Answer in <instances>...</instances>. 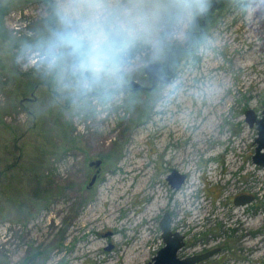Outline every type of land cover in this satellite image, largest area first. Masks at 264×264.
<instances>
[{
    "label": "rangeland",
    "instance_id": "374dc122",
    "mask_svg": "<svg viewBox=\"0 0 264 264\" xmlns=\"http://www.w3.org/2000/svg\"><path fill=\"white\" fill-rule=\"evenodd\" d=\"M245 4L106 0L108 42L126 35L124 76L92 95L25 56L62 28L50 5L0 0V264H146L165 244L166 211L185 235L179 256L217 248L197 264H264V166L245 120L264 109V10ZM182 46L174 77L131 88L152 86L145 65ZM174 168L187 174L179 188Z\"/></svg>",
    "mask_w": 264,
    "mask_h": 264
},
{
    "label": "clouds",
    "instance_id": "9594fccd",
    "mask_svg": "<svg viewBox=\"0 0 264 264\" xmlns=\"http://www.w3.org/2000/svg\"><path fill=\"white\" fill-rule=\"evenodd\" d=\"M244 6L264 10V0H246ZM107 12L106 0H60L57 15L62 28L35 51L28 50L26 58L38 69L69 70L85 90L120 82L125 68L123 50L107 40Z\"/></svg>",
    "mask_w": 264,
    "mask_h": 264
},
{
    "label": "water",
    "instance_id": "95a60500",
    "mask_svg": "<svg viewBox=\"0 0 264 264\" xmlns=\"http://www.w3.org/2000/svg\"><path fill=\"white\" fill-rule=\"evenodd\" d=\"M205 22V21H204ZM109 42L114 48L124 46L126 41V35L123 31H112L109 34ZM162 62L159 60H153L145 65L144 71L147 75L152 77V86H146L142 82L132 79L129 81V85L134 91L153 88L158 77V73L161 71ZM165 79H168L166 77ZM99 92V93H98ZM88 94L96 95L101 94V91L92 90ZM24 100V99H23ZM245 120L250 126L256 124L257 134L254 137L253 143H255L254 152L251 155L252 161L256 164L264 166V109L261 116H256L255 111L252 108L245 110ZM101 158L90 161L91 166H96V172L94 173L90 185H93L97 180L101 172ZM187 177L186 173L180 172L174 168L168 175V179L173 187L179 188ZM253 199L251 194H237L233 197V200L237 204H243L250 202ZM162 235L165 244L158 250L157 254L153 256L152 260L146 264H197L209 256H211L218 249L213 248L206 252L196 253L189 256H179V250L185 245V235L180 231H173L171 216L166 211L161 220Z\"/></svg>",
    "mask_w": 264,
    "mask_h": 264
},
{
    "label": "flooded vegetation",
    "instance_id": "af4514ba",
    "mask_svg": "<svg viewBox=\"0 0 264 264\" xmlns=\"http://www.w3.org/2000/svg\"><path fill=\"white\" fill-rule=\"evenodd\" d=\"M200 23H201V21H200ZM197 26H199V22L196 24ZM199 31H201L200 29H199ZM111 33V32H110ZM205 33H206V30H204V31H202L201 32V34L200 35H205ZM188 34V33H187ZM189 36H190V40H189V45L188 46H190V44L191 43H193L195 40V37H197L198 36V33H196V31L195 32H193V33H189ZM125 45V44H124ZM184 47H187V46H184ZM183 46H182V48H183V50H179V49H177V50H175V51H177V52H180V55L174 60V61H172L173 59H172V53H174L172 50L170 51V49L168 48V51H167V57H165L164 59H162L161 60V62H162V67H161V71L158 73V77H159V79H157L156 80V82L155 83H157V82H159V81H162V80H164L166 77H168V79H165V80H170L172 77H174L175 75H176V73H177V71H176V64L183 58V56H182V53H184V51H185V48H184ZM175 63V64H174ZM146 74V73H145ZM147 75V74H146ZM148 76V78L151 80V82H152V77L151 76H149V75H147ZM164 80V81H165ZM152 84H153V82H152ZM115 87V88H114ZM113 88V90L112 91H114L115 89H118L119 87H117V86H114ZM92 90H96V91H101V94L102 93H106V92H110L111 91V89L109 90L108 88H103L102 90H97V89H92ZM87 92H89V91H87ZM99 93V92H98ZM23 99H27V97L26 96H24V97H22V100ZM92 167V166H91ZM166 213V212H165Z\"/></svg>",
    "mask_w": 264,
    "mask_h": 264
},
{
    "label": "trees",
    "instance_id": "16d2710c",
    "mask_svg": "<svg viewBox=\"0 0 264 264\" xmlns=\"http://www.w3.org/2000/svg\"><path fill=\"white\" fill-rule=\"evenodd\" d=\"M50 6H49V10L51 11V14H57V10H58V8H59V6H58V4H56L55 2H54V0H45ZM162 1H164L165 3H168L170 6H174V7H177V6H179V3L182 1V0H162ZM211 4V1H209L206 5H210ZM6 7H0V34L1 35H5V26H4V23H5V20H4V16H5V14L7 13V10L5 9ZM50 22H52V21H50ZM140 36V38H146L145 36H144V34H139ZM131 40H132V42H131V44H130V46L129 47H127L126 48V54H129V55H132V56H134V55H136L137 54V52H136V50H137V48H135V45L138 43V39H136V40H134V42H133V37H131ZM170 46V45H169ZM171 46H174V44H173V42H172V44H171ZM177 49H179V48H177V47H174L173 49H171L173 52H177V51H175V50H177ZM170 50V51H171ZM122 54H124V52L122 53ZM174 53H172V55H173ZM180 55V52H179V54L177 55V57ZM176 57V58H177ZM32 85L33 86V84L32 83H27V85ZM114 86L112 85V82H107L104 86H102V87H94L95 89H98V88H101V89H103V88H108L109 90L111 89V91L115 88H113Z\"/></svg>",
    "mask_w": 264,
    "mask_h": 264
},
{
    "label": "bare ground",
    "instance_id": "6f19581e",
    "mask_svg": "<svg viewBox=\"0 0 264 264\" xmlns=\"http://www.w3.org/2000/svg\"><path fill=\"white\" fill-rule=\"evenodd\" d=\"M205 15H206V13H205ZM190 188H192V187H190ZM113 213V212H112ZM112 213H111V215H112ZM195 221H196V219H195ZM145 250V249H144ZM144 252V251H143ZM141 253V252H140ZM142 254V253H141ZM143 255V254H142ZM137 259V258H136Z\"/></svg>",
    "mask_w": 264,
    "mask_h": 264
}]
</instances>
